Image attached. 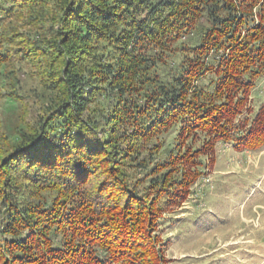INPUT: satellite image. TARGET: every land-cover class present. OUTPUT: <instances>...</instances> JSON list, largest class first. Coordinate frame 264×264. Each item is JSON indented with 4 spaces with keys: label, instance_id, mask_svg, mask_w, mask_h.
<instances>
[{
    "label": "trees",
    "instance_id": "trees-1",
    "mask_svg": "<svg viewBox=\"0 0 264 264\" xmlns=\"http://www.w3.org/2000/svg\"><path fill=\"white\" fill-rule=\"evenodd\" d=\"M65 3L54 42L14 49L58 66L42 123L0 141V264H166L157 221L217 143L264 147V106L247 107L264 76V0Z\"/></svg>",
    "mask_w": 264,
    "mask_h": 264
},
{
    "label": "rangeland",
    "instance_id": "rangeland-1",
    "mask_svg": "<svg viewBox=\"0 0 264 264\" xmlns=\"http://www.w3.org/2000/svg\"><path fill=\"white\" fill-rule=\"evenodd\" d=\"M65 1L31 3L10 18L0 11V51L12 57L10 67L0 68V141L43 121L51 96L46 79L52 78L50 66L58 65L52 56L32 55L27 61L14 49L39 54L41 44L54 42L61 30L57 21L69 4ZM110 53L105 50L100 60L110 62ZM261 106L264 76L254 83L247 105L251 111ZM235 135L232 141L217 143L213 167L205 169L182 204L168 207L157 221L155 234L166 264H264V147L238 151Z\"/></svg>",
    "mask_w": 264,
    "mask_h": 264
}]
</instances>
